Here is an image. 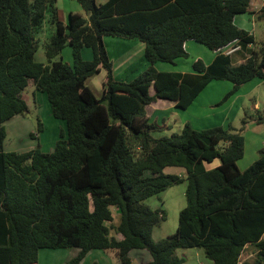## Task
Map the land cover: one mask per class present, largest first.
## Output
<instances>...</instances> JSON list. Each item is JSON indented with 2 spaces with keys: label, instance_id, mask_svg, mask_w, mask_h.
Returning <instances> with one entry per match:
<instances>
[{
  "label": "trees",
  "instance_id": "1",
  "mask_svg": "<svg viewBox=\"0 0 264 264\" xmlns=\"http://www.w3.org/2000/svg\"><path fill=\"white\" fill-rule=\"evenodd\" d=\"M252 1L76 0L86 18L69 13L62 23L57 0H0V264H37L39 251L65 249L78 250L65 264H79L91 251L132 264L133 250L146 251L149 264H183L176 251L193 248L212 264H238L250 252L242 264H264V148L240 171L244 139L232 127L198 131L186 123L179 133L154 138L167 127L145 114L157 99L185 111L213 81L232 84L217 106L242 85L264 82V40L255 49L253 36L235 25L243 14L264 20V6L254 12ZM46 16L54 32L43 65L34 59L35 35ZM105 37L142 43L147 69L129 82L115 81ZM187 42L214 53L212 62L195 60L191 73L156 70V63L186 59ZM66 45L71 65L55 60ZM236 47L244 60L238 65L226 54ZM101 70L97 97L86 81ZM30 83L65 132L51 153L5 152L4 123L27 113L23 92ZM254 122L264 123V105ZM167 168L184 171L186 205L176 231L154 242L152 231L165 214L144 201L183 181Z\"/></svg>",
  "mask_w": 264,
  "mask_h": 264
},
{
  "label": "rangeland",
  "instance_id": "2",
  "mask_svg": "<svg viewBox=\"0 0 264 264\" xmlns=\"http://www.w3.org/2000/svg\"><path fill=\"white\" fill-rule=\"evenodd\" d=\"M106 1L107 0H95L96 5L104 4ZM253 3L254 5H258L261 3V0H253ZM55 6L58 13V19L62 23L67 22L68 13L70 11H72L73 13H78L83 18H86V14L80 8L76 0H57ZM259 9L260 7L257 9V11ZM238 18H243V22L241 25H243V27H245L247 31L253 36L255 42L253 47L255 49H258V47L264 40V20H257L256 17H251V15L249 14L238 15ZM239 20L240 19H237L235 25L240 28L241 26L237 24ZM242 29L245 30L244 28ZM53 32V27L49 24L48 16H46L42 30L35 35V39L37 41V51L35 53L34 59L36 62L43 65L48 64L44 53V45L49 41ZM189 44L198 47L200 51H203L205 53L195 54V51L190 50L186 59L178 60L175 65L164 64L161 66H167L171 70L175 71H192L191 63L194 57L198 56L202 57V59H205L204 54H212L209 50L201 45H198L196 43ZM82 55L83 59L86 61L91 59V52L89 49H84ZM55 60H61L62 62L71 65L72 58L70 47L66 45L62 50L60 56ZM86 85L93 91V93L97 97L101 96L102 85L98 76H93L92 78L87 80ZM217 91H220V88L217 89ZM210 94H216V91L214 90ZM23 96L27 100L28 111L24 115L16 116L4 123L5 139L3 141V150L5 152L23 153L38 148L44 153H51L53 151L52 147L54 146V143L59 140L60 134L65 132V125L61 121L56 120L52 117L45 95L36 92L32 83H30V85L23 92ZM252 102H255V104L260 107L261 112L264 105V82H261L257 87H254L251 93L244 94L243 99H239L237 101L236 105L239 107V114L234 117L232 121H230L231 124L229 126L232 127L235 132L240 133L244 139V161L248 158H258L259 150L264 148H258L259 143L257 132L251 127L253 121L256 119L257 113L251 108ZM198 107H201V105H199ZM194 115L197 116L199 114L194 113ZM246 116H248L250 119L246 118ZM201 118L202 117L199 116L198 120H203ZM243 119L247 120L248 123L246 125H242ZM39 124H41L42 126V131H39ZM259 130L263 131L264 128H261ZM172 133L177 132L173 130ZM172 133H154L153 137H169V135ZM178 170L180 169L167 168L164 173L178 175L180 174V171ZM182 180L183 181L180 184L171 186L160 193L158 196L151 197L144 201V204L150 209H160L165 214V220H163L158 226L154 227L153 229V236L151 238L154 242L160 239H164L167 236L172 235L176 231L179 212L186 205L184 198V192L186 188L185 174L182 175ZM112 215L114 216L113 223L115 225L118 222V211L115 208H112ZM39 252L42 253L39 256V264H50V262H48V260L43 257V254H45V252L52 253L54 252V250H41ZM176 255L179 258L183 257L185 259L183 264H212L211 261L205 258L204 253L201 249L193 248L177 250ZM249 259L250 258H248V260Z\"/></svg>",
  "mask_w": 264,
  "mask_h": 264
},
{
  "label": "crops",
  "instance_id": "3",
  "mask_svg": "<svg viewBox=\"0 0 264 264\" xmlns=\"http://www.w3.org/2000/svg\"><path fill=\"white\" fill-rule=\"evenodd\" d=\"M261 4L262 1L258 5H254L252 1L250 8L252 11L256 12L257 9L261 6ZM69 13H73V12L70 11ZM252 16L254 17V15H251V17ZM237 19H240L239 22L237 23L239 26H241L240 28L241 29L244 28L245 31H247V29L243 27V25H241L243 22V18H238L237 16L235 18V23L237 22ZM189 43H193V42H187L185 44V49L187 52L191 50V51H195V54L205 53L203 51H200L198 47ZM103 44L107 56L112 63V77L115 81L129 82L147 69L148 64L143 57L144 46L142 43H139L138 41L135 40H124L119 38L105 37L103 38ZM231 54H232L231 56L233 57L232 59L236 65L244 62L243 55L239 51L233 52ZM204 55H205V59L196 56L193 58L192 63L197 59H201L206 65H208L212 62V60L215 57L214 53L204 54ZM161 65L164 64L156 63L154 67L156 68V70L160 72H178V73L192 72L187 70L175 71V70H171L167 66H161ZM95 76H98L100 78V82L102 85L103 81L105 80V72L101 70ZM260 83L261 82L258 80H253L251 82L242 85L240 89L234 95H232L225 103L217 106L222 100L223 96L226 95L232 89V84L226 81H213L206 86V88L195 99L193 104L185 111H180L176 109L174 104L172 103L157 99L156 101L152 102L150 105H148L145 108V114L149 122H156L159 125L163 124L164 126L167 127L166 132H171V133L173 132V130L179 133L186 123H189L194 130H198V131L216 126H220L226 129L231 124L230 121H232V119L239 114V107L236 105L237 101L239 99H243L244 94L251 93L253 88L257 87ZM219 88L220 91H217V89ZM214 90L216 91V94H210ZM149 94L151 96L154 94L153 88H150ZM199 105H201V107H198ZM251 108L252 110L258 113L260 112V107H258V105L255 104V102H252ZM194 113H198L199 115L196 116L194 115ZM199 116H201L202 117L201 119L203 120L199 121L198 120ZM251 127L253 130H256L257 132L258 143H259L258 148L264 147V130L263 131L259 130L261 128H264V123L257 124L253 121ZM256 158L257 157L248 158L247 160L244 161L245 159V148H244V155L237 162L238 169L240 171H244L256 160ZM217 165H219V162L215 161L212 164L206 165V168L211 169L213 167H216ZM178 171H180V174L178 175L181 177L183 174H185L183 170H178ZM152 236H153V231H152ZM115 237L116 239L120 238L119 235H116ZM246 248H249V246L248 247L246 246ZM77 253H78L77 249L54 250V252L52 253L45 252V254H43V257L46 258V260H48L50 264H56V263L65 264L67 261L72 259ZM40 254L42 253L39 252L38 254L37 264H39ZM252 255L253 253L250 252V254L244 256L243 259L238 264H242L243 262L248 260V258L251 259ZM129 257L132 261V264H149L151 262L150 255L143 250L142 251L133 250L129 253ZM79 264H117V260L112 254H106L102 251H91L84 257V259Z\"/></svg>",
  "mask_w": 264,
  "mask_h": 264
},
{
  "label": "built area",
  "instance_id": "4",
  "mask_svg": "<svg viewBox=\"0 0 264 264\" xmlns=\"http://www.w3.org/2000/svg\"><path fill=\"white\" fill-rule=\"evenodd\" d=\"M261 1H262V4H261L260 8L264 6V0H261ZM237 50H238V47H236V48H234V49H231V50H228V51L226 52V54H231V53H233V52H236Z\"/></svg>",
  "mask_w": 264,
  "mask_h": 264
}]
</instances>
